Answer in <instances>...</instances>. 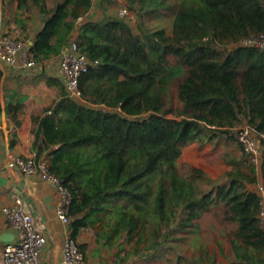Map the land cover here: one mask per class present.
<instances>
[{
	"label": "trees",
	"instance_id": "1",
	"mask_svg": "<svg viewBox=\"0 0 264 264\" xmlns=\"http://www.w3.org/2000/svg\"><path fill=\"white\" fill-rule=\"evenodd\" d=\"M17 2L42 14L30 45L40 66L62 54L76 27L74 41L94 62L79 77L83 101L63 92L34 131L35 158L45 159L70 192V236L93 230L97 246L117 247L113 264L130 256L161 259L165 252L172 253L170 264H215L204 246V232L215 230L229 243L228 264H264L259 195L251 188L264 184V51L238 44L264 33V0H127L139 15L172 14L170 32L140 33L119 16L77 26L91 0L52 8L45 0ZM227 44L233 47L222 51ZM243 124L258 138L259 165L237 141L241 153L222 179L194 166L180 172L184 146L237 140L234 128ZM182 242L197 254L186 255ZM78 246L85 256L86 244Z\"/></svg>",
	"mask_w": 264,
	"mask_h": 264
},
{
	"label": "crops",
	"instance_id": "2",
	"mask_svg": "<svg viewBox=\"0 0 264 264\" xmlns=\"http://www.w3.org/2000/svg\"><path fill=\"white\" fill-rule=\"evenodd\" d=\"M100 2L109 6L119 5L110 0L92 2V8L83 15V21L77 26L85 18L93 20L95 6ZM45 4L48 8L53 7L48 0H45ZM14 27L19 29L21 38L31 43L42 27V14L38 7L28 2L27 7L19 8L17 0H0V34ZM77 33L76 27L70 39L74 40ZM59 58L25 70L10 69L0 60V256L5 243L16 239V233L1 208L13 205L16 198L21 201L23 209L31 214L36 228L46 237L40 252L43 261L62 264L61 247L71 234L70 224L62 223L56 214L59 201L56 186L38 176L23 175L10 161L12 156H35L33 142L38 121L45 109L54 106L63 92L66 93ZM53 79L59 80L63 87L60 88ZM50 149L43 151L41 156L46 158ZM86 231L82 229L75 238L78 244H86L83 264H106L101 262L99 256L88 251L91 240L86 236ZM4 235L6 238L2 237ZM95 247V253L96 249L101 250Z\"/></svg>",
	"mask_w": 264,
	"mask_h": 264
},
{
	"label": "built area",
	"instance_id": "3",
	"mask_svg": "<svg viewBox=\"0 0 264 264\" xmlns=\"http://www.w3.org/2000/svg\"><path fill=\"white\" fill-rule=\"evenodd\" d=\"M98 2L101 0H91ZM121 4L119 14L127 13V0H110ZM124 5V6H123ZM84 16L77 19L81 22ZM27 40L20 37V31L14 27L10 31L0 34V60L10 69L22 70L35 68L38 63L34 60ZM242 46H255L264 51V33L251 34L242 38L239 43ZM92 62L84 53L80 52L77 43L70 40L59 58V69L64 79L66 95L73 100H82V92L79 88V77L85 73ZM234 129L235 137L241 144L248 161L259 165L260 150L259 141L253 128L247 124L237 126ZM12 164L25 176H38L43 180L52 182L58 191L59 201L56 206V214L60 221L68 224L69 206L71 202L70 192L60 184V180L48 170L45 159H36L35 156H12ZM259 195V208L257 218L260 228L264 231V184L261 180L252 185ZM1 211L7 222L16 233L15 241L6 242L0 256V264H48L40 258V252L46 243L45 235L39 231L31 214L26 212L21 201L16 198L11 206H2ZM62 264H83L84 254L78 243L71 236L65 238L61 247Z\"/></svg>",
	"mask_w": 264,
	"mask_h": 264
},
{
	"label": "rangeland",
	"instance_id": "4",
	"mask_svg": "<svg viewBox=\"0 0 264 264\" xmlns=\"http://www.w3.org/2000/svg\"><path fill=\"white\" fill-rule=\"evenodd\" d=\"M61 1L62 0H48V3L53 6L55 3ZM121 6V4L117 6H109L108 3L105 4L104 2H100L95 6L96 14L92 16V19L94 21H100L106 16H119L125 19L130 27L137 33H140V29L144 27L149 30L164 27L167 32L171 31L172 14L168 9L145 11L143 14L139 15V13L130 9L127 4V13L120 15L119 8ZM231 47H233V44H227L225 46H221L220 49L223 51L230 49ZM171 89L173 91L174 86H171ZM169 98L170 100H173L174 103L176 102L173 93H169ZM240 153L237 140H232L225 136L215 137L212 142L207 141L203 144H200L198 141H194L183 147L181 156L178 159L180 172L185 174L189 168L194 166L201 168L211 178L222 179L224 174L232 168L233 164L230 161L234 160V158L239 156ZM242 168L246 171L248 170V167L244 164ZM212 216L213 215H211V213L205 215L204 223H210ZM210 231L211 233L204 232L207 237L206 244L204 245L206 250L209 254L214 255L215 264H228L224 253L227 252L229 243L224 237L218 235V231ZM86 232V236L89 240H91V242L88 243V251H91L90 254H96L99 256L101 262L103 261L106 264H113L116 257L117 247L113 246L108 248L106 246H97L94 241L93 230L87 229ZM182 243L181 248L185 250L186 255L197 254L198 248L194 245L190 243ZM95 246L101 249L100 251L97 250L98 253H95ZM126 248L129 249V246ZM171 255L172 253L165 252L161 259L155 257L154 259L151 258L148 260H145L144 257L140 258L139 256H130L120 264H170L166 258L171 257Z\"/></svg>",
	"mask_w": 264,
	"mask_h": 264
},
{
	"label": "water",
	"instance_id": "5",
	"mask_svg": "<svg viewBox=\"0 0 264 264\" xmlns=\"http://www.w3.org/2000/svg\"><path fill=\"white\" fill-rule=\"evenodd\" d=\"M32 43V42H31ZM2 237H5L6 238V235L2 236Z\"/></svg>",
	"mask_w": 264,
	"mask_h": 264
}]
</instances>
